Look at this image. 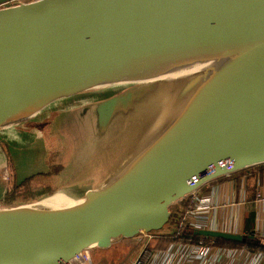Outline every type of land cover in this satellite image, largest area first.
I'll return each instance as SVG.
<instances>
[{"label":"water","instance_id":"water-1","mask_svg":"<svg viewBox=\"0 0 264 264\" xmlns=\"http://www.w3.org/2000/svg\"><path fill=\"white\" fill-rule=\"evenodd\" d=\"M11 1L0 136L55 117L51 196L91 184L0 207V264H79L141 234L175 236L198 189L264 165V0ZM123 88L116 104L59 112Z\"/></svg>","mask_w":264,"mask_h":264},{"label":"built area","instance_id":"built-area-1","mask_svg":"<svg viewBox=\"0 0 264 264\" xmlns=\"http://www.w3.org/2000/svg\"><path fill=\"white\" fill-rule=\"evenodd\" d=\"M34 1L12 0L11 2L12 4H30ZM5 5L9 6V4ZM2 7L5 6L0 5V8ZM67 108L69 110L79 109L75 108L74 104L69 105ZM32 140L33 135L21 127H14L0 136V143L9 146V148L29 144ZM78 193L79 190L61 192L55 196H49L47 199H72ZM197 194L202 195L201 188L188 198L186 213L175 236L141 234L133 238L130 249L126 247L120 250L124 246L121 241L115 244L114 249L110 247L107 250L84 251L79 264H228L229 261L233 264H251V252L246 249L243 252L238 251L242 249L215 247L212 241L209 244H203V239H200L199 243L193 244L185 242L182 237H178L180 231L185 227H190L192 231L195 229L208 230L204 227L207 222L205 219L207 215L200 213L203 208H209L203 203V200L207 199V197L202 196L199 200ZM195 200L196 202L199 201V207L195 205ZM162 236L170 240L169 245L165 249L154 248V245ZM139 244H141V247L135 254L134 249ZM128 251L131 255H128ZM257 259L258 261L263 260L261 254L257 255Z\"/></svg>","mask_w":264,"mask_h":264},{"label":"crops","instance_id":"crops-1","mask_svg":"<svg viewBox=\"0 0 264 264\" xmlns=\"http://www.w3.org/2000/svg\"><path fill=\"white\" fill-rule=\"evenodd\" d=\"M256 169L225 177L201 188L202 195L197 194V196L199 200L202 196L207 197L203 203L209 207L203 208L200 212L207 215L204 226L206 229L239 234L245 241L264 242V170ZM194 203L199 207V201L195 200ZM123 242L130 249L133 239ZM114 248L115 244L111 249ZM244 250L238 251L244 252ZM257 255L260 254L251 253L250 263L264 264L263 260L258 261ZM228 264L233 263L229 261Z\"/></svg>","mask_w":264,"mask_h":264},{"label":"trees","instance_id":"trees-1","mask_svg":"<svg viewBox=\"0 0 264 264\" xmlns=\"http://www.w3.org/2000/svg\"><path fill=\"white\" fill-rule=\"evenodd\" d=\"M37 124H40V123L36 122V124L34 125H37ZM34 125L33 127H27V129L30 131H39V129L41 128L42 131L44 130L43 126L34 127ZM38 145H41V144L38 143ZM0 151L3 153V150L1 148H0ZM26 155H29V152H27ZM32 157H33L32 155L28 156L29 161L32 159ZM54 157L55 156L53 157L49 156L45 164L48 166H52L55 160ZM23 168L18 170L16 173H13L14 171L11 169L12 174L8 178L9 181H4L0 179V192H1L0 201L2 200L3 202L6 203V205H9V206L14 205V204H11V202L12 203L16 202L17 205L26 204V203L41 199L43 197H46L47 195H50L53 193V190L55 187L54 185L55 181H54V175L51 172V169L49 170V168L45 166L46 168L45 171L47 172L42 171V172L35 174L33 173L34 172L33 171L31 175H28L25 168H31V169L33 168L29 164L24 169ZM256 170L263 171L264 166L259 167ZM19 176L22 178H19ZM32 184H34V186ZM70 186H74V185H70ZM178 237H182L185 242L193 243V244H197L200 241V238L195 237L193 235V231L190 227H185L184 229H182ZM211 241L215 247L246 249L247 251L251 253L262 254V257L264 260V242L248 240V241H244L243 243H231V242H224L221 240L214 241L211 239H203V244H209L211 243ZM169 243H170V240L167 237L162 236L161 239H159L157 243L154 245V248L165 249L169 245Z\"/></svg>","mask_w":264,"mask_h":264},{"label":"rangeland","instance_id":"rangeland-1","mask_svg":"<svg viewBox=\"0 0 264 264\" xmlns=\"http://www.w3.org/2000/svg\"><path fill=\"white\" fill-rule=\"evenodd\" d=\"M65 110H68V108L66 107L65 109H61L59 112H63ZM50 117H53V116H38L36 118H34L33 120L29 121V122H26L24 124H21L19 127H22L24 129H27V127H33L34 124H36V122L40 123V124H37V125H34V127H39V126H43L44 127V130L42 131V129L40 128L39 131H34V132H31L30 130H28L29 132H31L33 135L35 134V142L33 144H31L30 146H27V147H23V148H9V146L5 145V144H2L0 143V148L3 150V153L0 151V179L1 180H4V181H9V176L12 174V170H11V166H13L12 162L10 161V151L9 150H14L15 151V156L18 157V153L22 152V149H26L28 152H29V155H32L33 157L36 155V150L37 149H40L39 151L41 150H46L47 152L49 151L50 153L55 149L57 150L58 148V145H54V136L52 135V131H51V134H50V128H53L52 127V124H51V118ZM54 118V117H53ZM33 121V122H32ZM38 143H40L41 145H38ZM54 143V144H53ZM33 148V149H32ZM42 148V149H41ZM32 151V152H31ZM6 153V154H5ZM39 153V152H38ZM29 155H24L22 157V160H23V167L25 168L28 164L33 168V165H32V162L34 161L33 157L32 159L29 161L28 159V156ZM46 163V162H45ZM45 166H47L49 168V170L52 168V166H48L45 164ZM45 166H42V167H34L33 169L31 168H25V170L27 171L28 175H31V173H39V172H42V171H45L46 168ZM23 168V169H24ZM47 172V171H45ZM52 172V171H51ZM18 175V174H17ZM20 175V174H19ZM19 178H22L19 176ZM34 178V177H33ZM19 182V181H18ZM100 182V181H99ZM87 184H91V183H79V184H76L74 186H69L67 187V189H65V191L62 190V193H66V192H70V191H75V190H79L80 188L86 186ZM95 184H97V182H95ZM34 186V184H32ZM55 185V183H54ZM56 186V185H55ZM55 189V187H54ZM56 190H53V193L50 194V195H47V196H51L54 194ZM59 192V191H58ZM59 194V193H58ZM0 197H1V192H0ZM1 204H0V207H3V206H9V205H6L5 202H3L2 200L0 201ZM30 203V202H29ZM11 204H14V205H17V203H12ZM12 206V205H11ZM122 244H124L123 240H122ZM141 247V244H139L135 249H134V253L136 254L138 252V250L140 249ZM123 248H126L125 244L124 246L120 249L122 250ZM128 255H131V253L128 251Z\"/></svg>","mask_w":264,"mask_h":264},{"label":"flooded vegetation","instance_id":"flooded-vegetation-1","mask_svg":"<svg viewBox=\"0 0 264 264\" xmlns=\"http://www.w3.org/2000/svg\"><path fill=\"white\" fill-rule=\"evenodd\" d=\"M51 118V123L54 122L55 120V117H50ZM29 122V121H28ZM53 125V124H52ZM19 127V126H18ZM22 128V127H21ZM24 129V128H23ZM25 131L29 132L27 129H24ZM51 131H52V128H50V134H51ZM31 132H34V131H31ZM29 132V133H31ZM32 134V133H31ZM33 135V134H32ZM54 145H58L57 144V140L56 138H54ZM35 142V134L33 135V140L32 142H30L29 144H26V145H23V146H19V147H16V148H23V147H27V146H30L31 144H33ZM59 146V145H58ZM42 149V148H41ZM40 149H37L36 150V155L33 157L34 161L32 162V165H33V168L36 167H42V166H45V162L48 160V157L51 156H57V154L59 153L58 150H53L51 153L46 150H41L39 151ZM10 151V161L12 162L13 166H11V169L14 171L13 173H16L18 170L22 169L23 168V160H22V157L28 152L26 149H22V152L18 153V157L15 156V151L12 149V150H9ZM39 152V153H38ZM56 154V155H55ZM54 157V158H55ZM32 159V160H33ZM35 169V168H34Z\"/></svg>","mask_w":264,"mask_h":264},{"label":"bare ground","instance_id":"bare-ground-1","mask_svg":"<svg viewBox=\"0 0 264 264\" xmlns=\"http://www.w3.org/2000/svg\"><path fill=\"white\" fill-rule=\"evenodd\" d=\"M134 90H129L126 88L115 90L110 94H103L98 96V101L92 102V103H82V102H76L74 103L75 108H85V107H94L97 108H103L104 106H109L112 104H116L120 101V99H123V97H127L130 95L131 92Z\"/></svg>","mask_w":264,"mask_h":264}]
</instances>
